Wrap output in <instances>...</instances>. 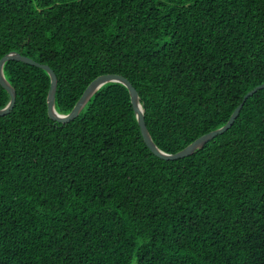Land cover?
<instances>
[{"label": "trees", "instance_id": "16d2710c", "mask_svg": "<svg viewBox=\"0 0 264 264\" xmlns=\"http://www.w3.org/2000/svg\"><path fill=\"white\" fill-rule=\"evenodd\" d=\"M12 51L54 72L60 114L96 77H124L173 154L264 83V0H0V59ZM3 74L0 264H264V88L166 161L120 83L61 124L43 69L10 60Z\"/></svg>", "mask_w": 264, "mask_h": 264}, {"label": "water", "instance_id": "95a60500", "mask_svg": "<svg viewBox=\"0 0 264 264\" xmlns=\"http://www.w3.org/2000/svg\"><path fill=\"white\" fill-rule=\"evenodd\" d=\"M20 61L29 65H33L35 67L43 69L48 77H49V89L47 91V96H46V104H47V113L48 116L55 122L65 124L68 123L72 120H74L81 110L84 108V106L88 103L90 98L105 84L107 83H120L123 85L129 93L130 97V103L132 106V109L134 111L135 119L140 131V134L142 136V139L147 146V148L158 158L166 161H171V160H176L180 158H184L187 156L192 155L195 153L197 150L201 149L207 142L212 140L215 136L220 135L224 133L226 130H228L235 119L237 118L239 111L241 107L243 106V103L250 97L252 96L255 92L258 90H261L264 88V83L252 88L250 91L245 93V95L242 97L241 102L235 107L233 112L231 113L229 119L227 122L217 128L214 129L208 133H205L195 140H193L191 143H189L187 146H185L183 149L173 153L169 154L161 149H159L156 144L153 142L151 135L149 134L146 126H145V121H144V111L142 109V106L139 102V96L134 87L122 76L116 75V74H105V75H100L93 79L87 87L84 89L82 92L81 96L75 103L74 107L71 109L70 112L66 114H60L56 112L54 108V100H55V90L57 86V77L54 74V72L48 67L47 65L39 64L32 59L20 55L17 52H9L5 54L1 59H0V85L6 90V92L9 95V100L7 104L0 109V116H4L8 114L15 103V90L14 88L9 84V82L5 79L4 74H3V65L6 61Z\"/></svg>", "mask_w": 264, "mask_h": 264}]
</instances>
